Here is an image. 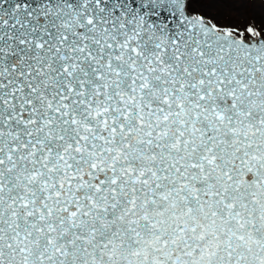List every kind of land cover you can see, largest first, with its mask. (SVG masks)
<instances>
[{"label": "snow or ice", "instance_id": "obj_1", "mask_svg": "<svg viewBox=\"0 0 264 264\" xmlns=\"http://www.w3.org/2000/svg\"><path fill=\"white\" fill-rule=\"evenodd\" d=\"M0 264H264V0H0Z\"/></svg>", "mask_w": 264, "mask_h": 264}, {"label": "rangeland", "instance_id": "obj_2", "mask_svg": "<svg viewBox=\"0 0 264 264\" xmlns=\"http://www.w3.org/2000/svg\"><path fill=\"white\" fill-rule=\"evenodd\" d=\"M253 20L251 13H241V14H230V13H224L221 19V22L223 23H231L235 22L240 25H243L244 23L251 22ZM257 24L261 23V21L257 20Z\"/></svg>", "mask_w": 264, "mask_h": 264}]
</instances>
